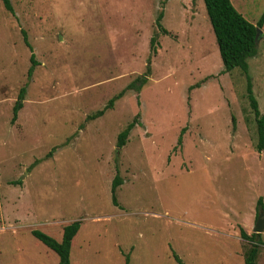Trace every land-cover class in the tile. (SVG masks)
Returning <instances> with one entry per match:
<instances>
[{
    "label": "rangeland",
    "instance_id": "obj_1",
    "mask_svg": "<svg viewBox=\"0 0 264 264\" xmlns=\"http://www.w3.org/2000/svg\"><path fill=\"white\" fill-rule=\"evenodd\" d=\"M9 1L13 14L0 1V264H58L30 232L58 241L74 221L70 264H176L171 252L183 264H243L250 245L239 229L252 234L263 213L264 151L245 78L222 73L203 1ZM230 1L253 25L264 11V0ZM259 29L247 64L264 115ZM142 76L139 92L126 89Z\"/></svg>",
    "mask_w": 264,
    "mask_h": 264
},
{
    "label": "trees",
    "instance_id": "obj_2",
    "mask_svg": "<svg viewBox=\"0 0 264 264\" xmlns=\"http://www.w3.org/2000/svg\"><path fill=\"white\" fill-rule=\"evenodd\" d=\"M6 12L13 14V10L9 0H0ZM206 12V16L210 23L213 35L215 37L218 54L222 63V73H229L234 69L240 70L246 81V98L249 107L254 116L256 127V143L255 150L257 153L264 151V115H261L258 110L256 99L252 93V86L248 75L247 61L257 54L255 35L256 28H262L264 24V11L259 17L256 25L246 21L233 7L230 0H202ZM162 13L156 17L155 25L159 33L166 34V30L162 28L160 22ZM23 41L27 48L31 51L32 48L26 40V34L22 32ZM150 47L152 52L155 53V37L150 40ZM31 66L27 71V77L30 79L36 62L33 54L30 56ZM147 82L146 76L137 78L134 82L127 86V90L139 92ZM25 92V87L20 89V96L13 109L12 122L16 120L17 111L21 108L22 95ZM122 93L118 94L109 100L104 109L96 112L91 116L90 120L96 119L104 114L108 109H111L114 101L118 100ZM136 119V118H135ZM135 119L127 125V127L117 137V147L121 148L125 145L126 139L135 124ZM180 141V137L178 142ZM121 185V180L118 175L115 176L111 184V203L114 207H118L116 202V189ZM256 209L264 213V201L259 198L256 202ZM80 221H74L62 229L61 238L57 241L48 234L37 229L30 232L31 236L39 243L45 246L48 250L53 252L57 259L58 264H70V250L72 241L80 229ZM240 238L247 242L250 247L244 255L243 264H255L259 249L262 246L260 235L252 233L246 234L245 231L239 229ZM74 244V243H73ZM176 264H183L179 257L171 252ZM128 264V258H125V263Z\"/></svg>",
    "mask_w": 264,
    "mask_h": 264
},
{
    "label": "water",
    "instance_id": "obj_3",
    "mask_svg": "<svg viewBox=\"0 0 264 264\" xmlns=\"http://www.w3.org/2000/svg\"><path fill=\"white\" fill-rule=\"evenodd\" d=\"M260 34H261V30L259 28H256L255 42H257ZM263 230H264V214L259 213L257 216V220L255 223V228H254L253 233L261 234L263 232Z\"/></svg>",
    "mask_w": 264,
    "mask_h": 264
}]
</instances>
